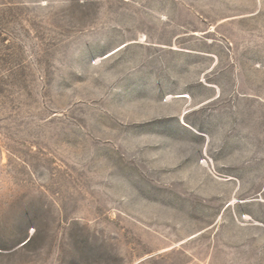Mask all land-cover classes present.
<instances>
[{
  "label": "rangeland",
  "instance_id": "1",
  "mask_svg": "<svg viewBox=\"0 0 264 264\" xmlns=\"http://www.w3.org/2000/svg\"><path fill=\"white\" fill-rule=\"evenodd\" d=\"M0 264H264V0H0Z\"/></svg>",
  "mask_w": 264,
  "mask_h": 264
}]
</instances>
